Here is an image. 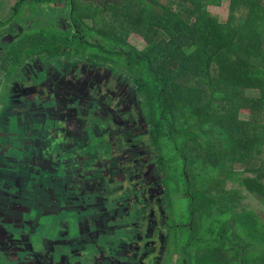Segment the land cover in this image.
Instances as JSON below:
<instances>
[{
	"label": "flooded vegetation",
	"instance_id": "af4514ba",
	"mask_svg": "<svg viewBox=\"0 0 264 264\" xmlns=\"http://www.w3.org/2000/svg\"><path fill=\"white\" fill-rule=\"evenodd\" d=\"M28 8L39 14L13 9L14 21L0 26V264H210L216 235L231 256L205 179L167 177L180 170H160L151 140L141 139L151 128L130 79L89 57L24 52L45 43L31 46L37 22L74 33L67 2ZM170 196L181 201L182 224H170Z\"/></svg>",
	"mask_w": 264,
	"mask_h": 264
},
{
	"label": "trees",
	"instance_id": "16d2710c",
	"mask_svg": "<svg viewBox=\"0 0 264 264\" xmlns=\"http://www.w3.org/2000/svg\"><path fill=\"white\" fill-rule=\"evenodd\" d=\"M63 1L72 10L74 33L38 30L37 22L45 43L34 51L60 58L65 54L67 60L85 59L88 49L110 55L111 63L92 61L111 65L132 82L160 170L171 165L180 171H165L169 178H185L186 172L195 180L207 178L210 195L218 201L216 231L230 237L232 246L239 242L228 256L216 235L209 246L210 264H264L257 246L261 218L244 202L252 196L264 211V123H252L264 120V0H227L225 23L208 10L223 0H170L171 5L166 0H119L121 6H102L98 20H82L86 14L77 5L80 0H21L19 5L21 10ZM132 32L148 43L145 51L125 40ZM245 92H258V102L252 104ZM241 114L252 119L242 120ZM210 232L216 233L213 226Z\"/></svg>",
	"mask_w": 264,
	"mask_h": 264
},
{
	"label": "rangeland",
	"instance_id": "374dc122",
	"mask_svg": "<svg viewBox=\"0 0 264 264\" xmlns=\"http://www.w3.org/2000/svg\"><path fill=\"white\" fill-rule=\"evenodd\" d=\"M138 1L139 0H136V2H138ZM178 2H179V0H176V4H178ZM164 3L167 4V5H171L170 4V0H166ZM19 4H20V2H17L16 0H0V24L1 23L7 24V23H11V22L14 21V18L11 16V13H12L11 7L18 9V10L17 9L15 10V13L18 16H20L21 14H24V15H26L25 17H29V19L33 17L34 13H31L29 8H24V9L20 10V5ZM77 5H81L82 7H85L84 8V12H85L86 16L83 17L82 20H84L86 17H92L93 20L94 19L98 20V18H99L98 17L99 10L104 5L105 6L106 5H110V6L111 5H118V6H121L119 0H80V2L79 1L77 2ZM109 10L113 11V12L116 11V9L114 7H109ZM208 10L216 19H218L222 23H225L227 21V19H228V16H229V1L223 0V3H221L220 7L209 6ZM127 11L129 12L128 13L129 15L134 13L133 10L125 8V12H127ZM110 14L111 13H109L108 16ZM78 15L81 16L83 14L80 13ZM142 15H143V11H141V14L139 16H142ZM86 23L87 24L89 23V26L92 27V25H91L92 23H91L90 20L86 21ZM6 27H7L6 28V30H7L9 27L8 26H6ZM37 38L40 39L37 35L33 36L32 42H31V46L33 45V43L35 41H37ZM96 40L101 42L102 44H104L106 42V39L104 37H97ZM125 40L128 41V44L130 46L135 47L138 51H145L148 48V43L144 40V38H142L141 36H139L137 34H134L133 32L128 37H125ZM21 42H23V41H21ZM21 42L18 43V44H22ZM93 42H95V41H93ZM20 46H22V45H20ZM32 51H34V49L27 46L26 50L24 52L28 53V52H32ZM80 51L82 52V50H80ZM93 51L94 50L88 49L87 52H86V56L85 57H90L93 60H99V61H102V62H110L111 63V61H113L112 58L110 57V55H108L107 53L106 54H102V55L99 56V54L97 52L93 53ZM11 58L13 59V61H15L18 58V54H17L16 51H12L10 56L8 57V65H11ZM6 69H7V67L5 68V70ZM245 97L247 99H249L252 104H255V103L258 102L260 94L258 92H245ZM135 100L138 103V105L141 106V102L139 101V99L137 97L135 98ZM92 113H96L95 112V108L92 111ZM240 118L242 120L252 119V117H250L248 114H241ZM253 120H254L252 122L253 124L256 123V122L260 123V124L264 123L263 119H258L257 118V119H253ZM102 122H103V118L101 116H95L90 121V123H92V125H96V124L100 125ZM140 137H141V139L143 141L146 140V139H150V136H146V135H141ZM166 153H167V155H169V153H171V152L166 151ZM183 155L181 157H183ZM184 167L185 166L182 163L181 171H184ZM236 172H239L238 168L236 169ZM204 179L205 180L202 183V189L207 191L210 194L211 191H212V188L208 186L207 178H204ZM244 199L247 200L249 208L253 209L257 214L260 215L261 219H263L262 218V214H264V211L262 210L261 205L257 202V200L254 199L252 196H248V198L244 197ZM166 201L171 202V203L175 202V206L173 208V213L174 214L172 215V217L170 215V218H171L170 224H173V225L180 224V223L182 224L183 221H184V218H179L176 215L178 212L180 213L181 201L178 198L171 197V196ZM182 201H185V200H182ZM186 216L187 215H185V217ZM170 264H172V263L170 262Z\"/></svg>",
	"mask_w": 264,
	"mask_h": 264
},
{
	"label": "water",
	"instance_id": "95a60500",
	"mask_svg": "<svg viewBox=\"0 0 264 264\" xmlns=\"http://www.w3.org/2000/svg\"><path fill=\"white\" fill-rule=\"evenodd\" d=\"M74 102H75V103H76V102H77V103H80V102H81V99L75 100ZM58 206H59V204H58ZM62 212H64V210L59 211L57 214L59 215V214H61Z\"/></svg>",
	"mask_w": 264,
	"mask_h": 264
},
{
	"label": "crops",
	"instance_id": "0c3cea01",
	"mask_svg": "<svg viewBox=\"0 0 264 264\" xmlns=\"http://www.w3.org/2000/svg\"><path fill=\"white\" fill-rule=\"evenodd\" d=\"M17 2H20L21 0H16ZM29 6V5H28ZM28 6L26 7V8H28ZM11 9L13 10V9H17V8H13V7H11ZM14 11V10H13Z\"/></svg>",
	"mask_w": 264,
	"mask_h": 264
}]
</instances>
